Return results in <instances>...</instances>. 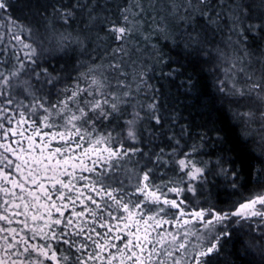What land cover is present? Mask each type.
Segmentation results:
<instances>
[{"label":"snow or ice","instance_id":"obj_1","mask_svg":"<svg viewBox=\"0 0 264 264\" xmlns=\"http://www.w3.org/2000/svg\"><path fill=\"white\" fill-rule=\"evenodd\" d=\"M99 7L0 0V264H264V0Z\"/></svg>","mask_w":264,"mask_h":264},{"label":"trees","instance_id":"obj_2","mask_svg":"<svg viewBox=\"0 0 264 264\" xmlns=\"http://www.w3.org/2000/svg\"><path fill=\"white\" fill-rule=\"evenodd\" d=\"M122 2L123 0H99L100 7L97 9V11L100 13L101 17L105 15L114 17L117 15V5L121 4ZM153 2H155V0H145L146 5ZM101 35H103V33H101ZM174 90L175 89H173V91Z\"/></svg>","mask_w":264,"mask_h":264}]
</instances>
